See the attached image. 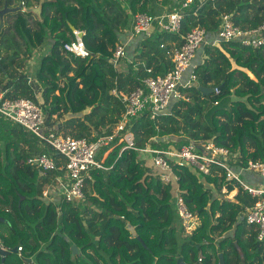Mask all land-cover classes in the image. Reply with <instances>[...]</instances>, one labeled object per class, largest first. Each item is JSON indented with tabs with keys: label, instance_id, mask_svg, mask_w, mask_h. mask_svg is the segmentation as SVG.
Masks as SVG:
<instances>
[{
	"label": "trees",
	"instance_id": "trees-1",
	"mask_svg": "<svg viewBox=\"0 0 264 264\" xmlns=\"http://www.w3.org/2000/svg\"><path fill=\"white\" fill-rule=\"evenodd\" d=\"M22 2L31 8L40 0H0V10ZM180 6V0H46L41 19L9 13L0 31V92L5 99L38 103L46 126L57 135L90 142L112 135L125 112L113 91L129 94L143 80L169 72L188 32L200 27L205 39L218 34L223 14L243 29L264 21V0H195L184 10L181 34L156 31L143 41L130 70L119 73L111 59L135 16L160 17ZM71 26L86 33L91 57L76 58L64 50L75 40ZM47 40L52 46L31 79L28 62ZM203 46L196 85L181 89L185 100L173 102L156 120L145 112L132 121L137 146L168 149L211 141L230 151L234 170L264 162V47L235 41ZM200 87L218 91L203 96ZM123 148L116 140L104 161L106 170L92 172L84 201L56 206L42 193L57 173L43 175L28 160L45 152L59 163L62 159L22 126L0 118V219L5 220L0 224L7 228L0 235L12 251L23 249L21 255L9 253L4 264H177L179 258L186 264H219L221 254L225 264H264V241L246 218L257 197L226 182L216 166L204 176L173 165L179 181L164 184L150 155ZM235 187L238 193L228 201L223 189ZM177 189L200 222L190 235L176 212ZM73 245L81 250L75 261Z\"/></svg>",
	"mask_w": 264,
	"mask_h": 264
},
{
	"label": "built area",
	"instance_id": "built-area-1",
	"mask_svg": "<svg viewBox=\"0 0 264 264\" xmlns=\"http://www.w3.org/2000/svg\"><path fill=\"white\" fill-rule=\"evenodd\" d=\"M200 2L216 0H199ZM195 0H180V9L164 16H153L147 13L135 16L131 35H143L151 38L157 31V24L161 31L171 34H181L184 19V10L188 9ZM23 9L27 8L25 2L21 3ZM221 26L218 31L220 41L239 42L244 47H264V21L256 28L243 29L236 25L229 14L221 17ZM80 32L73 31L75 40L66 43L64 50L76 58L86 59L92 56L87 49L84 38L79 37ZM85 36V35H84ZM183 38L180 49L173 55V68L163 76L149 77L143 80V85L137 87L129 94L113 91V94L123 104L125 112L123 118L115 128L112 135H98L94 142L85 138L57 135L46 126L42 107L30 99L9 100L0 92V118L22 126L28 133L35 135L39 143L57 153L62 159L59 163L48 153L32 156L28 163L39 168L43 175L56 172L57 176L51 180L42 193V199L59 206L61 202L76 203L85 200V184L92 177L95 170H106L104 161L99 158L103 149L109 151L116 140L124 145L123 150L150 155L155 170L159 173L164 184L178 182L173 165L195 169L200 174L208 176L213 167L221 168L226 182L241 187L259 201L255 206L246 209V218L250 225L258 230V240L264 241V187L252 186L243 180L231 165V153L227 148L219 147L214 142H189L177 148L170 145L168 149H154L147 145L143 149L136 144L132 132V121H136L143 113H149L152 120L166 113L173 102L185 100L181 89L192 88L196 85L197 77L191 75L190 81L183 83L184 74L191 67L192 62L205 43L206 32L196 27ZM127 57L124 44H118L113 52L111 63L115 68ZM216 91H218L216 89ZM264 179V162H251L247 168ZM235 187V188H236ZM227 192V188H224ZM177 215L188 233L193 232L200 225L199 219L189 210L184 197L176 190L174 200ZM0 249L11 253L12 248L5 245L0 239ZM23 249L19 247L17 253L21 255ZM203 255L198 259L202 263ZM153 264H157L155 261Z\"/></svg>",
	"mask_w": 264,
	"mask_h": 264
},
{
	"label": "crops",
	"instance_id": "crops-1",
	"mask_svg": "<svg viewBox=\"0 0 264 264\" xmlns=\"http://www.w3.org/2000/svg\"><path fill=\"white\" fill-rule=\"evenodd\" d=\"M165 12H167V8H165V11H163V13H165ZM164 15H166V13ZM158 32H161V30L159 31L157 29V33ZM155 33H156V31H155ZM154 36H155V34H154ZM154 36H152L151 38H153ZM146 39H150V38H148L147 36H143V35L132 36L131 35V27L128 28L127 30H125L122 33V35H120V42H121L120 44H124L126 46L127 57L125 59H123L121 61V63L119 64L120 66L116 68L119 73L128 72L130 70V64L133 63L135 60V57L137 55H139L140 51L142 50V43ZM219 41H220V39L218 37V34L214 33V34H211V36L209 35L207 37L204 44H207V43L216 44ZM51 46H52V41L47 40L44 47L42 49H40L39 51H37L33 55V58L28 62V67L30 65V67L32 66L31 68L34 69L32 72H30V75L32 78L36 75L37 69H39L41 59L49 52ZM203 50H204V46L199 49V51L197 52V54H196V56L192 62L191 67L184 74L183 83L189 82L191 75L194 74L196 67L199 65V63H203V61H204ZM35 65H37L38 67L37 66L35 67ZM239 173L241 174V172H239ZM245 178L247 180H249L250 182H252V186L257 187L260 185V186L264 187V179L261 177H259L257 180L254 178V175L252 173H245ZM235 190H237V193H238L239 189L236 188ZM227 192H228V190H227ZM224 194L228 195V193H224ZM236 195L237 194H235V196ZM201 255H202V252H200L199 257Z\"/></svg>",
	"mask_w": 264,
	"mask_h": 264
},
{
	"label": "water",
	"instance_id": "water-1",
	"mask_svg": "<svg viewBox=\"0 0 264 264\" xmlns=\"http://www.w3.org/2000/svg\"><path fill=\"white\" fill-rule=\"evenodd\" d=\"M45 1L46 0H40V3L38 6L31 7V8H25L24 12L34 14L37 18L41 19L42 12H43V6H44ZM22 9H23L22 5H19L17 8H11L6 3L4 8L0 10V31L4 26V17L9 13L18 12V11H21ZM71 30L76 31V29L73 26H71ZM84 35L85 34L83 32H80L79 37L84 38ZM199 91L203 94V96H208L209 94L213 93L216 90L210 89V88H205V87H200ZM4 221H5L4 219H0V222H4ZM127 230L129 232H131L133 237L137 236L135 228L133 226H131L130 224L127 225ZM142 243L144 244L143 241H142ZM238 250L241 251V249L239 247H238ZM80 252H81V250L76 245L72 246V260L73 261H75L76 255H80ZM12 253L16 254L17 249H14L12 251ZM8 254H9L8 252H5V251L0 249V256L2 257V264H4L5 258L8 256ZM219 258H220L219 264H225L224 256L222 254L219 256ZM177 264H186V263L184 262V260L182 258H179L177 260Z\"/></svg>",
	"mask_w": 264,
	"mask_h": 264
},
{
	"label": "rangeland",
	"instance_id": "rangeland-1",
	"mask_svg": "<svg viewBox=\"0 0 264 264\" xmlns=\"http://www.w3.org/2000/svg\"><path fill=\"white\" fill-rule=\"evenodd\" d=\"M37 65H35V67H36ZM120 66V65H119ZM118 66V67H119ZM29 67H30V65H29ZM28 67V72H29V75H30V72H32L34 69L33 68H29ZM34 67V68H35ZM38 67V66H37ZM31 76V75H30ZM32 78V77H31ZM42 147V146H41ZM107 153H108V151H105V152H101L100 153V159L102 160V161H104V159H105V157H106V155H107ZM150 163V162H149ZM235 171L237 172V173H239V172H241V176H242V178H243V180H245L248 184H250V185H252V182H250L249 180H247L246 178H245V173H252L253 175H254V178L255 179H257L258 180V178H259V176L258 175H256V174H254L253 172H251L250 170H248V169H244V168H241V169H235ZM223 194L224 193H228V195H225L226 196V199L228 200V201H232L233 199H234V196H235V194H237V190H234V191H232V192H224V190H223V192H222ZM47 203H50V202H47ZM219 215V214H218ZM217 215V216H218ZM6 224H3V223H1L0 224V230L2 231V232H5L6 230H7V228H6V226H5ZM186 232V231H185ZM192 233V232H191ZM191 233H188V232H186V235H190ZM0 239L2 240V237H1V235H0ZM156 261V260H155Z\"/></svg>",
	"mask_w": 264,
	"mask_h": 264
}]
</instances>
